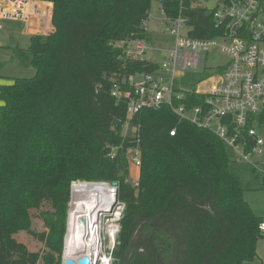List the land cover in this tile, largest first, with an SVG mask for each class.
Returning a JSON list of instances; mask_svg holds the SVG:
<instances>
[{
  "label": "trees",
  "instance_id": "16d2710c",
  "mask_svg": "<svg viewBox=\"0 0 264 264\" xmlns=\"http://www.w3.org/2000/svg\"><path fill=\"white\" fill-rule=\"evenodd\" d=\"M47 1L54 4L55 31L13 48L35 75L0 84V264H62L67 200L41 213L48 229L41 256L15 235L33 223L27 190L38 196L49 182L77 181L118 183L125 209L113 264L254 260L262 218L230 169L226 145L168 105L128 119L127 103L112 96L114 84L128 89L135 73L158 65L124 58L118 43L152 41L146 23L153 1L175 17L187 0ZM187 11L192 37L220 34L207 9ZM131 148L141 154L137 184L129 177Z\"/></svg>",
  "mask_w": 264,
  "mask_h": 264
},
{
  "label": "built area",
  "instance_id": "2783aa9c",
  "mask_svg": "<svg viewBox=\"0 0 264 264\" xmlns=\"http://www.w3.org/2000/svg\"><path fill=\"white\" fill-rule=\"evenodd\" d=\"M187 2L189 7L182 5L175 17L161 5L163 21L174 37L167 60L155 63L157 68L152 71L137 74L141 77L138 80L131 77L128 89L114 84L112 96L118 103H127L128 119L145 109L168 105L181 121L214 133L235 162L248 164L255 178L264 182V0H222L214 9L199 0ZM196 8L211 14L221 31L218 36L190 35L187 10ZM53 11L54 5L43 0H0V37L4 20L25 22L31 36L52 34ZM118 46L125 48L123 56L128 60L149 61V46L144 40L120 41ZM213 47L228 55V63L202 72L204 55ZM191 73H201L195 83L184 80ZM195 97L200 99L198 103L193 102ZM132 159L139 168V149ZM259 229L264 235V217ZM105 258V264H111V258ZM100 260L94 264H104Z\"/></svg>",
  "mask_w": 264,
  "mask_h": 264
},
{
  "label": "rangeland",
  "instance_id": "374dc122",
  "mask_svg": "<svg viewBox=\"0 0 264 264\" xmlns=\"http://www.w3.org/2000/svg\"><path fill=\"white\" fill-rule=\"evenodd\" d=\"M49 2L54 5L53 2ZM204 3L208 8L214 9L215 7L221 5L222 0H199ZM3 31L0 37V84H10L12 77H32L35 75L36 71L32 67L21 66L18 59L14 57L13 48L20 47L26 49L29 47L31 42V35L27 33L28 26L25 22L19 20H4L2 21ZM146 28L152 35V41L147 42L149 50L147 52V59L162 64L167 60L169 51L174 45V37L167 30L168 25L163 21L162 7L158 1L152 2V7L149 13V18L146 23ZM48 35V34H45ZM50 35V34H49ZM203 69L202 72L207 70H216L217 67L226 65L228 63L229 57L224 53L219 47H213L204 55L203 58ZM200 71V72H201ZM199 74L201 73H191L185 75L184 80L187 82L198 81ZM140 75L134 74L132 78L138 80ZM169 79V75H166ZM141 78V77H140ZM129 125L123 127V135H127L130 132ZM137 148H131L128 151L129 161H130V171L129 177L133 180L135 184L138 181L139 168L133 164V156H135ZM231 154V153H230ZM231 157L232 162L230 163V169L233 173L240 177L242 186L245 190V196L249 204L251 205L256 216L264 217V182L260 179L255 178L252 168L246 163L235 162ZM82 182V181H77ZM73 182L70 187L62 185L60 182H49L47 184L46 193L42 195L35 196L31 190H27L26 201L31 206V217L33 223L28 229H21L15 238L24 243L31 253L35 255H42L44 249L43 241L41 237L47 234L48 229L46 228L45 221L41 217L43 211H57L59 208V203L64 200L68 201V219L71 210V203L73 199L72 187ZM125 209V204L119 199L114 203V207L111 212L106 213L102 217V245H100L99 259L101 258H111V264L114 263V250L118 243V234L120 231V222ZM114 225L117 228L115 239L112 241L110 239L109 227ZM67 233V229H66ZM66 234L64 238V249L61 256V263L64 264L68 256H73L67 251ZM260 249V258L264 262V237L258 242ZM74 252V250L72 251ZM259 253V254H260ZM99 262V260H98ZM252 262V261H246ZM245 262V263H246ZM243 263V264H245Z\"/></svg>",
  "mask_w": 264,
  "mask_h": 264
},
{
  "label": "bare ground",
  "instance_id": "6f19581e",
  "mask_svg": "<svg viewBox=\"0 0 264 264\" xmlns=\"http://www.w3.org/2000/svg\"><path fill=\"white\" fill-rule=\"evenodd\" d=\"M72 194L66 249L73 256L67 255L66 258L77 261L86 255L91 258V264H94L99 260L102 245V217L112 211L115 203L113 187L109 183L76 182L73 184ZM109 228V236L113 241L117 228L114 225ZM100 261L105 264L108 259L102 258Z\"/></svg>",
  "mask_w": 264,
  "mask_h": 264
},
{
  "label": "water",
  "instance_id": "95a60500",
  "mask_svg": "<svg viewBox=\"0 0 264 264\" xmlns=\"http://www.w3.org/2000/svg\"><path fill=\"white\" fill-rule=\"evenodd\" d=\"M119 125H116V128H118ZM113 187V192L115 195V203L119 199V187L117 182H113L110 184ZM83 223V221H82ZM64 264H91L90 258L86 255L80 257L77 261H74L72 259H66Z\"/></svg>",
  "mask_w": 264,
  "mask_h": 264
},
{
  "label": "crops",
  "instance_id": "0c3cea01",
  "mask_svg": "<svg viewBox=\"0 0 264 264\" xmlns=\"http://www.w3.org/2000/svg\"><path fill=\"white\" fill-rule=\"evenodd\" d=\"M149 61H151V60H149ZM151 62H153V61H151ZM153 63H156V62H153ZM258 248H259V246H257V256H256V258L254 260H252V262H246V263L244 262L245 264H264V262L261 261V258H260L261 253H260V249H258Z\"/></svg>",
  "mask_w": 264,
  "mask_h": 264
}]
</instances>
